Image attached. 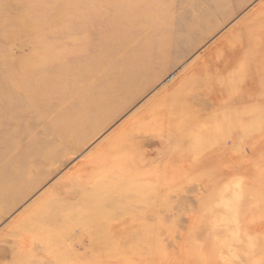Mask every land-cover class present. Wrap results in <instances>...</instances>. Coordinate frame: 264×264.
<instances>
[{"label": "rangeland", "instance_id": "obj_1", "mask_svg": "<svg viewBox=\"0 0 264 264\" xmlns=\"http://www.w3.org/2000/svg\"><path fill=\"white\" fill-rule=\"evenodd\" d=\"M263 3L0 0V173L7 175L31 165L12 160L26 151L32 155L29 160L34 159L38 147L46 143L38 137L53 132L51 124L57 114L79 110L76 95L82 93L63 84L44 83V75L59 69L66 62L63 58L85 54L96 59L92 62L97 65L103 62L102 68L91 71L90 83L111 71L107 66L111 59L121 58L113 38L104 41L106 45L87 43L83 48L79 34L86 33L87 27H93L95 38L105 39L102 33L116 19L136 18L140 23L144 16H166L174 35L169 50L157 54L150 73L110 89L118 99L83 129L77 147L65 149L53 166L37 163L39 170L24 176L9 196L10 205L0 211V233L27 213L61 215L60 208H49L50 193L60 179L108 140L121 139L125 144L121 153H127L130 160L125 186L99 193L95 200L111 202L105 211L113 212L124 205L119 198L126 196L128 201L137 192L132 180L147 183L149 195L156 192L148 204L151 218L132 232H141L144 226V232L149 226L153 229L154 215L159 218L158 230L149 229L151 234L142 239L112 238L105 223L116 221L117 216L90 213L79 206L62 218L70 221L69 226L64 223L62 228L49 230L51 236L30 243L29 251L20 253L22 244L14 240L0 242V264H264V25L253 21L261 15L256 11ZM102 25L103 31L96 30ZM88 47L100 50L91 55ZM164 53L166 60H158ZM140 55L122 61L141 59ZM230 57L232 61L225 64ZM182 72L187 76L175 87L178 97L191 94L196 98L200 91L217 88L215 96L225 108L214 107V96L202 97L207 108L200 104L198 110L163 118L162 109L168 108L164 89ZM214 72L219 74L217 79L211 75ZM35 78L45 92L31 95L33 86L24 88ZM31 96L47 104V109L32 104ZM168 98L177 101L175 96ZM6 121L16 124L6 125ZM49 140L56 148L67 145L56 137ZM199 162L205 166L200 167L203 172ZM192 169L196 171L193 176ZM93 187L98 189L96 184ZM77 198L78 194L73 200Z\"/></svg>", "mask_w": 264, "mask_h": 264}, {"label": "bare ground", "instance_id": "obj_2", "mask_svg": "<svg viewBox=\"0 0 264 264\" xmlns=\"http://www.w3.org/2000/svg\"><path fill=\"white\" fill-rule=\"evenodd\" d=\"M142 1L144 0H139V2ZM256 12L261 13V15H256L255 18H253V21L257 24L264 25V3ZM143 18V22L140 23L136 20V18L125 20L116 19L110 25L111 27H108L106 29V32L102 33V35L105 36V39H100L98 37L95 38L96 35L95 33H92V26L87 27L86 33L79 34L81 36L82 42L84 41L85 43L82 46L83 48L88 45L87 43H92L93 45L97 46H103L106 45L104 44V41L107 42L108 40L113 39L117 40L118 46L114 49L121 50L122 55L121 58L114 57L109 61L110 63L107 66L108 70L111 69V71H108L109 73L107 72L105 76L96 77L95 80L88 83L87 78L94 77L91 71L102 68L101 66H103V62L100 65H97V62H92L96 61V59H94L93 57L90 58L85 54L81 56L68 57L65 59L63 58L62 60L66 62H64V64H62L59 69H54V71H49L44 75V83H59L74 90L80 91L82 94L76 95L75 101L79 110L75 112H70L68 110L60 112L56 115L53 123L51 124V129H54L53 132H50L48 134L44 133L40 135V137H38L39 140L41 138L43 142L46 143L43 145V147H38L37 151L33 154L35 156L33 160H29L32 156H30L29 151L21 153L15 160H12V162L15 161L16 163L18 162V160H20V162H22L24 165L27 163V161H30L31 165H29L28 168H26L25 166L23 168L22 166L12 175H7L5 172L0 173V211L10 205V201H8L9 196H11V194L19 187L20 183L23 181L24 176H26V174L29 175L39 170L37 163H39L40 165H47L49 167L56 161V159L59 158V154L62 153L65 149L72 147L73 150L75 147H77L78 143H80V136L82 135L81 133L83 132V129H85V127H89V125H91V123L95 121V119H97L99 116L104 115L108 107L112 106V104L118 99V94L116 95V92H111L110 89L121 85L124 86L127 82L129 83L131 79L141 77L145 73H150L152 66L157 61V54L169 50L168 48H170L172 37L174 36L168 29V22L170 21V19L166 16H144ZM103 28V25L99 27L97 26L96 30L103 31ZM140 34H144V36L139 37ZM99 50L100 48L95 49L90 47H88L87 49V51H90L88 52V54H97ZM103 51L107 52L104 48ZM136 53L141 54V59L134 58L127 63L122 61L123 58L128 59ZM167 57L168 54L164 53L163 58L158 57V60L161 59L164 61ZM230 61H232V57H230L226 62L225 60H223V63L225 62V64H228V62ZM74 62H76V64L71 65ZM106 64L107 63H105L104 65ZM211 75L217 79L219 74L214 72L213 74L211 73ZM186 76V72L178 74L171 82V84L164 89V92L162 94L164 95V97H166V99L164 100L166 104L164 105L168 108L162 109L163 118H168L170 115L169 113L179 115L182 111L185 110L190 111L200 109L202 107L200 104H205V102L203 101V99H205L204 97L207 98L214 96L212 98L213 100H216L214 102L216 106L214 107H218L220 110L225 108L223 105H221V103H219V101H217V88H213L214 90L211 92L200 91L198 92V94L196 93V98L191 97V94L178 97V95L175 94V87L179 83L184 82ZM25 77L26 74H21V78ZM31 85L33 86V89L31 88L32 90H30L32 91L31 95H38V93L45 92L43 88H40L41 83L39 79L35 78L33 82H26L24 90L27 87L29 88V86ZM13 88L15 89V87ZM84 92H89V95L86 93L83 94ZM169 95L175 96L177 101H168V99H170L168 98ZM31 97L32 99L29 101L32 104L42 106V109H47V104L38 103L35 96ZM222 97H224V94ZM89 107L93 109H91V111H88L87 108ZM203 108L207 107L203 105ZM18 122L19 121L17 120V123ZM5 124L15 125L16 122L6 121ZM55 129L57 131H55ZM53 137L58 138L61 143H65L67 145H65V147L62 146L56 148V146L53 145V143H51L49 140V138ZM111 141L112 139L104 143L99 150H96L93 153L90 158H86V160H82L70 167L67 176L64 179H60L58 185L54 187L53 191H51L50 194H52L53 199L51 200V202H49V208H60L61 215L55 213L41 215L40 211L34 212L33 214L27 213L25 216L18 217L16 220H14V223L12 222L11 224H9L6 229H4L5 231H2L0 233V242L14 240L22 244V247H19L21 249L20 253H22L24 250L26 251V249L29 251V244L35 243L37 239L42 240L44 238H47V236L50 235L48 233L49 230L62 228L64 226V223L66 227L69 226L67 223H69L70 221L62 220V218L67 217V214L69 216L73 214V210L79 206L86 207L87 209H89L90 213L95 211L97 214H109L108 216L110 217L113 215L114 217L117 216L115 217L116 221L114 222H104L112 238L120 237L124 239H142L148 237V235L151 234L152 230H158L157 223L159 218L158 216L154 215L152 217V221L154 222L153 229L149 226V229L152 230L149 231L148 229V232H144V226L142 227L143 229L141 230V232H132L136 231L139 228L137 226L141 225L144 220L151 218L150 213L152 208L148 204L153 203L155 197L154 195L156 192L151 191V195H149L147 183L138 184L134 182V180H132L131 184L136 187L137 192L132 194L131 199L128 201L126 200V196H122L124 199L121 200L119 198L118 201L121 203L123 202L124 205L119 206V208L117 210H114L113 212L105 211L109 206V203L111 202L107 200H101L98 202L97 200H95V196L97 194H102L105 191L115 189L117 186H123L124 183H126L124 178L127 176V173L129 171V159L127 153H121V151L125 149V144L121 139L116 140V142L114 143H112ZM179 142L174 143L179 144ZM188 153H190V151ZM185 155H187V153H185ZM167 164L169 165L172 163L169 162ZM198 166V168L202 166L205 167L202 162H199ZM200 171L203 172L204 169L200 168ZM194 172L196 171H193V169L189 170L190 175H194ZM117 175L119 176L117 177ZM115 177L117 178L115 179ZM185 177L188 178L187 176ZM69 179H71L74 183H71V180ZM117 180H121L123 184L118 185ZM190 180L187 181L190 182ZM95 184L98 186V189L96 190L93 187ZM89 185H91L92 187ZM76 194H78V198L73 200Z\"/></svg>", "mask_w": 264, "mask_h": 264}]
</instances>
